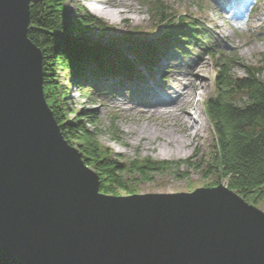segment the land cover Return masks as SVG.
Instances as JSON below:
<instances>
[{
  "label": "water",
  "instance_id": "1",
  "mask_svg": "<svg viewBox=\"0 0 264 264\" xmlns=\"http://www.w3.org/2000/svg\"><path fill=\"white\" fill-rule=\"evenodd\" d=\"M31 2L0 0V264H264V212L224 184L100 191L48 105Z\"/></svg>",
  "mask_w": 264,
  "mask_h": 264
},
{
  "label": "rangeland",
  "instance_id": "2",
  "mask_svg": "<svg viewBox=\"0 0 264 264\" xmlns=\"http://www.w3.org/2000/svg\"><path fill=\"white\" fill-rule=\"evenodd\" d=\"M161 1L178 13L193 16L201 24L208 41L194 43L187 48L183 44L181 50L172 49L169 53L166 49L168 42L161 39L166 30L157 25L149 4L143 0H126L125 7H120L122 4L118 0H105L111 9L122 8L125 11L115 22L95 13L89 0H65L69 16L77 17L88 11L107 23L110 29L105 33L93 30L78 37L79 43L107 54L103 57L105 64L98 77L94 78L93 73L88 70L82 80L74 77L71 71L58 68L55 78L57 86L59 84L57 91L60 95L63 93L61 101L64 107L71 110L68 112L69 118H74L72 111L91 114L101 131L103 145L125 162L137 158H152L176 164L173 169L155 174L152 180L132 181L137 189L135 194L192 192L197 188L212 187L209 184L214 183L227 186V180L215 172L212 159L216 136L207 114L206 103L216 95L217 72L214 57L206 49L213 48L212 51L225 56L238 55L243 65L235 67L239 76L246 74L244 65L258 66L264 54V0H248V5L237 13L241 14L240 17L232 18V10H238L246 0H242L241 4V0ZM115 2L116 6H113ZM225 7L232 8L230 13L224 12ZM239 18L246 23L241 25L236 22ZM146 43L152 44L156 53L151 62H140L133 76L111 70L109 60L118 55L129 59L136 54L141 55V46ZM142 57L145 59L144 55ZM90 65L98 66L96 63ZM161 70L162 73L159 74ZM195 72L198 77L192 78L191 75ZM146 80L151 84L145 83ZM190 80L195 82L192 84L194 87L190 108L195 112V117L201 120L203 129L199 133V141L191 143L184 151H163L160 139L148 145L136 137L135 129L142 125L161 129L166 125L175 127L176 119L152 118L148 114L129 109V104L121 107L112 103V100L118 98L124 103H138L145 96L143 89L148 86L167 84L173 89H179L189 82L191 84ZM120 83L121 88L118 87ZM120 195L131 194L121 192ZM247 202L264 212V200H259L258 203L253 200Z\"/></svg>",
  "mask_w": 264,
  "mask_h": 264
},
{
  "label": "trees",
  "instance_id": "3",
  "mask_svg": "<svg viewBox=\"0 0 264 264\" xmlns=\"http://www.w3.org/2000/svg\"><path fill=\"white\" fill-rule=\"evenodd\" d=\"M149 4L157 25L165 31L161 39L172 49L191 47L208 41L201 24L193 17L173 10L161 0H143ZM29 38L41 49L44 60L45 95L53 115L68 142L79 149L86 164L100 180L104 194H135L136 181H149L155 174L164 173L176 165L170 161L137 158L125 162L103 145L101 131L91 114L72 111L62 104L56 82L58 68L69 70L83 80L88 70L96 78L103 71L107 54L78 42V37L93 30L107 32L103 20L85 11L77 17L66 12L65 0H32ZM172 41V42H171ZM141 55L124 58L118 55L109 60L112 71L133 76L140 62H151L156 53L152 44L141 46ZM213 49V48H212ZM211 51L216 67V95L208 99L206 110L215 131L212 153L215 172L227 180V186L245 200L258 203L264 200V54L258 66L244 65L245 75L239 76L235 67L243 66L238 55ZM145 56V59L142 57ZM134 61H133V60ZM96 63L98 66L91 67ZM118 73V74H119ZM211 186L220 183L209 184Z\"/></svg>",
  "mask_w": 264,
  "mask_h": 264
},
{
  "label": "bare ground",
  "instance_id": "4",
  "mask_svg": "<svg viewBox=\"0 0 264 264\" xmlns=\"http://www.w3.org/2000/svg\"><path fill=\"white\" fill-rule=\"evenodd\" d=\"M121 2L120 7H125L126 0H118ZM92 10L111 21L115 22L125 11L120 8L117 10L111 9L110 5L105 3V0H89ZM242 2V0L240 1ZM118 3V2H117ZM113 6H116V2ZM109 64V63H108ZM114 72V71H113ZM192 78L198 77L197 73L191 75ZM187 85L181 86L179 89H173L167 84L160 86H148L143 89L144 98L140 102L124 103L121 98L112 100L113 105L123 107L130 105L129 109L137 110L143 114H148L150 117H171L177 120L175 127L154 128L149 125H142L135 129L136 137L140 142L148 145L154 140H161L160 145L164 149L171 152L184 151L188 146L199 141V133L203 129L201 120L195 117V112L191 110L192 88L194 80H190ZM148 84L149 81L147 80Z\"/></svg>",
  "mask_w": 264,
  "mask_h": 264
}]
</instances>
